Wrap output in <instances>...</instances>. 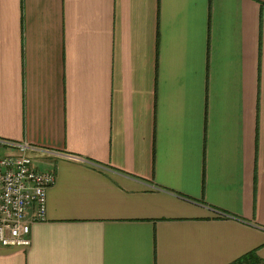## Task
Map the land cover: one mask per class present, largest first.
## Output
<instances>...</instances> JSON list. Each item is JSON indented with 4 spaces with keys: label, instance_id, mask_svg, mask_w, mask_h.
Segmentation results:
<instances>
[{
    "label": "crops",
    "instance_id": "obj_1",
    "mask_svg": "<svg viewBox=\"0 0 264 264\" xmlns=\"http://www.w3.org/2000/svg\"><path fill=\"white\" fill-rule=\"evenodd\" d=\"M263 5L0 0V156L57 175L0 264L264 260Z\"/></svg>",
    "mask_w": 264,
    "mask_h": 264
},
{
    "label": "built area",
    "instance_id": "obj_2",
    "mask_svg": "<svg viewBox=\"0 0 264 264\" xmlns=\"http://www.w3.org/2000/svg\"><path fill=\"white\" fill-rule=\"evenodd\" d=\"M6 144L17 152L0 156V245L28 249L32 226L47 219L48 192L57 175L35 167L29 153L42 149L27 143Z\"/></svg>",
    "mask_w": 264,
    "mask_h": 264
},
{
    "label": "trees",
    "instance_id": "obj_3",
    "mask_svg": "<svg viewBox=\"0 0 264 264\" xmlns=\"http://www.w3.org/2000/svg\"><path fill=\"white\" fill-rule=\"evenodd\" d=\"M233 264H264V260H262L256 253L253 252L245 255Z\"/></svg>",
    "mask_w": 264,
    "mask_h": 264
}]
</instances>
